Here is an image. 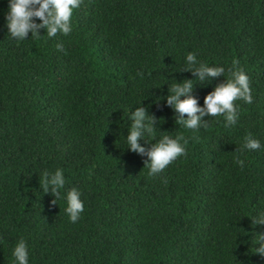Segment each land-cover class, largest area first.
I'll return each mask as SVG.
<instances>
[{"label": "trees", "instance_id": "obj_1", "mask_svg": "<svg viewBox=\"0 0 264 264\" xmlns=\"http://www.w3.org/2000/svg\"><path fill=\"white\" fill-rule=\"evenodd\" d=\"M6 11L0 0V264H13L20 238L29 264H264L249 239L264 231L250 219L264 208V0H80L68 34L39 28L21 41ZM189 51L226 69L194 81L200 106L233 59L248 75L253 99L234 101V124L207 114L196 130L175 123L164 98L173 81L194 79ZM138 104L163 119L156 139L187 140L154 177L125 148ZM246 134L261 147L239 152ZM56 168L65 185L53 204L39 183ZM70 187L84 202L75 222Z\"/></svg>", "mask_w": 264, "mask_h": 264}, {"label": "clouds", "instance_id": "obj_2", "mask_svg": "<svg viewBox=\"0 0 264 264\" xmlns=\"http://www.w3.org/2000/svg\"><path fill=\"white\" fill-rule=\"evenodd\" d=\"M79 4L80 0H7L4 21L8 36L17 41L25 40L29 32L30 36L39 37L42 36L37 32L39 28H44L49 37L55 36L58 32L66 35L71 31V17ZM34 18H38L39 22L37 23ZM55 47L60 49L62 45L57 43ZM183 67L194 73V79H184L179 83L173 81L168 89V95L164 98L165 103L173 109L175 123L182 128L198 129L203 123L201 117L206 114L212 117L222 116L227 127L236 122L238 115V105H235L234 101L242 99L245 103L252 102L248 75L236 59L231 61V66L227 69L229 75L225 82L218 84L204 96L203 106L198 105L197 98L190 94L194 83L204 82L208 77L224 74L225 67L198 61L191 51L184 56ZM161 119L149 114L146 107L139 106V104L128 115L130 123L124 135L125 148L147 157L144 166L147 167L149 177L160 173L177 156L183 154L184 145L187 144V140L182 135L164 134L156 139L154 136L156 125L164 122L163 119L161 122ZM145 137H151L154 142H149ZM141 140L149 145L147 149L144 144L140 143ZM260 147L258 138L246 134L239 152L256 150ZM239 152L234 156V160L237 165H242L243 160ZM64 185L63 169L44 170L40 173L39 187L43 193L52 194L54 199L51 203L56 204V200L61 197L60 190L64 188ZM80 197L81 193L76 187H70L63 193L66 204L64 211L72 222L77 221L84 210V202ZM250 219L254 226L264 225V208H258ZM249 239L253 245H256L253 248L254 252L264 257V231L253 232ZM12 256L14 257L13 264H29L28 246L23 238L15 243Z\"/></svg>", "mask_w": 264, "mask_h": 264}]
</instances>
